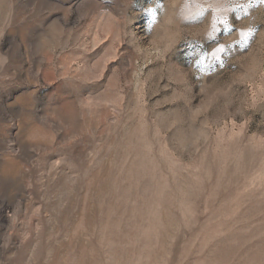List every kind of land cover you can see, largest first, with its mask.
Returning a JSON list of instances; mask_svg holds the SVG:
<instances>
[{
  "label": "rangeland",
  "instance_id": "rangeland-1",
  "mask_svg": "<svg viewBox=\"0 0 264 264\" xmlns=\"http://www.w3.org/2000/svg\"><path fill=\"white\" fill-rule=\"evenodd\" d=\"M0 264H264V0H0Z\"/></svg>",
  "mask_w": 264,
  "mask_h": 264
}]
</instances>
